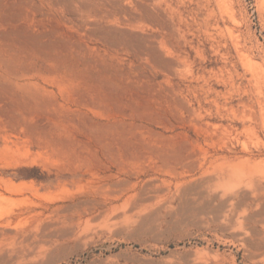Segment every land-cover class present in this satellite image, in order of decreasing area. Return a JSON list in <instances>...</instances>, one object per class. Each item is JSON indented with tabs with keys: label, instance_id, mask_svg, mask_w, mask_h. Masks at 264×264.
Wrapping results in <instances>:
<instances>
[{
	"label": "rangeland",
	"instance_id": "1",
	"mask_svg": "<svg viewBox=\"0 0 264 264\" xmlns=\"http://www.w3.org/2000/svg\"><path fill=\"white\" fill-rule=\"evenodd\" d=\"M263 206L264 0H0V264H264Z\"/></svg>",
	"mask_w": 264,
	"mask_h": 264
},
{
	"label": "bare ground",
	"instance_id": "2",
	"mask_svg": "<svg viewBox=\"0 0 264 264\" xmlns=\"http://www.w3.org/2000/svg\"><path fill=\"white\" fill-rule=\"evenodd\" d=\"M203 24L204 26L207 25L206 22V18L205 16H203ZM257 167L258 165L255 163H252L251 161L245 160L241 163L240 167H239V174H238V182L235 186L230 187L229 190H227V192L225 191L224 193L221 194V196L223 198L228 197V199H232L234 197V195L236 194L234 192V189H238L237 192L241 193L240 199L237 202V206L239 208L244 209V207L247 205V202L249 201V199L253 198L255 202H257V198H256V188H257ZM216 172L214 171L212 173V176L215 177H220L218 176L220 173H218L217 175H215ZM153 183H155L154 181H150L148 182V186H146L145 188L148 189L147 187L151 186ZM229 182H225L226 186H229L230 184H228ZM13 192V191H10ZM2 195H4V193H2ZM7 198V197H6ZM30 199V197H29ZM28 200V199H27ZM31 200V199H30ZM26 205L24 206V208L22 209V213L23 214H32L33 216L39 215L42 213V211H38V210H34V207H39L41 206V203L34 201L33 199L29 202H25ZM257 206H259V204L257 203ZM258 211H260V214L264 213V206L259 209Z\"/></svg>",
	"mask_w": 264,
	"mask_h": 264
}]
</instances>
